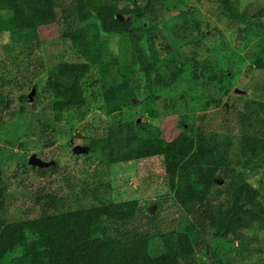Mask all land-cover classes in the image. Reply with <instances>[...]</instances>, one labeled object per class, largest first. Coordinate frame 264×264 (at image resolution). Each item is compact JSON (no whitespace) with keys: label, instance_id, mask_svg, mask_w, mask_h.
I'll use <instances>...</instances> for the list:
<instances>
[{"label":"rangeland","instance_id":"rangeland-1","mask_svg":"<svg viewBox=\"0 0 264 264\" xmlns=\"http://www.w3.org/2000/svg\"><path fill=\"white\" fill-rule=\"evenodd\" d=\"M136 1L149 10L155 27L147 45L153 75L163 79L155 89L159 98L150 107L157 112L155 116L149 115L142 96L107 115L102 99L95 96L96 86H88L83 89L84 105H72L55 118L53 97L46 86L48 66L64 61L93 63L95 58L91 37L79 36L76 0H55L59 21L40 27L35 42L14 41L9 30L0 31V92L8 98V106L0 109V169L7 219L37 215L48 195L61 197L70 210L135 199L143 213L155 216L156 229L152 230L185 228L189 222L197 227L198 215L185 213L174 202L162 156L110 166L93 157L83 162L85 152L78 150L86 142L82 137L100 135L109 124L134 119L158 126L169 139L185 120L218 144V156L227 169L215 174L217 184L209 197L213 205L224 199V183L232 188L240 179L264 196L262 160L241 157L239 145L243 132L260 135L264 130L261 121H254L257 114L264 119V68L254 66L258 57L264 59V32H251L248 40L238 38V16L251 1L263 8L264 2L229 0L222 7L220 0ZM117 3L130 5L124 0ZM10 15L1 12L0 19ZM129 47L127 37L111 39L110 48L122 62L129 58ZM195 67L198 78L193 75ZM172 71L178 73L174 81ZM22 95L32 105L21 103ZM243 115L247 121L234 125ZM31 154L50 165L28 164ZM178 173L196 177L197 169L184 167ZM196 230L198 258L217 252L227 264H264V228L246 229L244 245L224 244Z\"/></svg>","mask_w":264,"mask_h":264},{"label":"trees","instance_id":"trees-1","mask_svg":"<svg viewBox=\"0 0 264 264\" xmlns=\"http://www.w3.org/2000/svg\"><path fill=\"white\" fill-rule=\"evenodd\" d=\"M124 1L130 5L120 6L118 0H76L79 36L91 37L95 58L93 63L64 61L48 66L46 86L53 97L55 118L72 105H84L83 89L88 86H96L95 96L102 99L107 115L120 112L140 96L148 105L149 115L157 114L150 107L159 98L155 89L163 79L153 75L154 64L147 48L149 34L155 30L153 18L136 0ZM228 3L220 0L222 7ZM1 12L11 15L0 19V31L9 30L19 42L37 41L40 27L60 18L55 0H0ZM263 16L264 8L251 1L238 16V38L248 40L251 32H264ZM123 37L130 42L125 62L110 48L111 39L121 41ZM263 61L258 57L255 68L263 69ZM171 74V80H176L178 73ZM193 75L199 77L196 67ZM20 100L32 105L25 95ZM7 106L8 98L0 92V109ZM255 120L264 126L258 114ZM246 121L243 115L234 125ZM184 122L169 139L147 121H120L104 127L100 135L82 137L86 142L81 147L84 163L93 157L107 166L162 156L174 202L185 213L198 215L197 227L189 222L185 228L152 230L156 229L155 216L150 211L143 213L135 199L70 210L61 197L48 195L37 215L9 220L4 215L6 186L0 169V264H227L217 252L205 259L197 257L196 229L208 232L218 242L244 245L246 229L264 228V196L240 179L232 188L224 183L225 197L213 205L209 197L217 184L215 174L221 168L225 171L227 163L218 156V144ZM239 145L241 157H256L264 167V130L260 135L243 132ZM184 167L197 169V176L180 175Z\"/></svg>","mask_w":264,"mask_h":264},{"label":"water","instance_id":"water-1","mask_svg":"<svg viewBox=\"0 0 264 264\" xmlns=\"http://www.w3.org/2000/svg\"><path fill=\"white\" fill-rule=\"evenodd\" d=\"M139 121V119L137 120ZM74 150L77 151L78 147L75 145ZM80 149L78 150H84V148L79 147ZM28 164L32 165V166H38V167H45L47 166V162L41 160L39 157H37L35 154H31L28 159H27Z\"/></svg>","mask_w":264,"mask_h":264}]
</instances>
